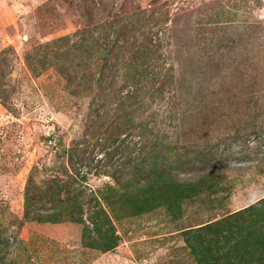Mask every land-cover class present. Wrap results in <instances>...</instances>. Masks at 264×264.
Instances as JSON below:
<instances>
[{"label": "rangeland", "instance_id": "1", "mask_svg": "<svg viewBox=\"0 0 264 264\" xmlns=\"http://www.w3.org/2000/svg\"><path fill=\"white\" fill-rule=\"evenodd\" d=\"M0 56V264H264V0H0Z\"/></svg>", "mask_w": 264, "mask_h": 264}, {"label": "trees", "instance_id": "2", "mask_svg": "<svg viewBox=\"0 0 264 264\" xmlns=\"http://www.w3.org/2000/svg\"><path fill=\"white\" fill-rule=\"evenodd\" d=\"M63 38L65 39V45H67V48L65 49V53L68 54L66 57L67 60L65 63H68V64H72V65L75 64L76 66L84 67L87 64H89L90 59H92V56L94 54V49L102 48L101 44L96 39H92L91 37L87 38L84 35L79 36V38L78 39L76 38L75 40H72V37L70 35H66ZM60 41H61V39L55 41V43L60 42ZM48 44L43 45L42 47L45 48V46H47ZM60 52H61L60 54H63L62 50ZM60 54L54 55L49 64H54V62H56V59L60 58ZM32 57L33 56H31L30 54H26V60L29 64V66L32 69H34V65L32 64L33 63ZM4 59H6L4 56H0V61H3ZM41 62H42V64H46L45 60H43ZM3 99H0V103ZM118 108L119 107H116L115 110H118ZM153 165L156 166V163L153 162ZM150 168H152V167H150ZM248 209H250V208H248ZM248 209H247V211L251 210V209L250 210H248ZM235 214H237L239 216V218L242 215L241 216L242 218H240L241 222L238 226L239 227L238 232L240 234H244L243 235L244 237L242 238V241L240 240L239 245H242L241 242L246 243L245 241L248 238L253 237V240H251V241L249 240V243L252 246H260L261 247L260 250H258V251H259V253H263V255H260L258 257V260L264 259V232L261 230L263 228L262 224L257 225V222L258 223L260 222V221H258L259 219L255 218V217L252 219V217H251V219L253 220L254 223L252 222L251 224L247 225L246 224L247 220H245V218H244V215L246 214V209L239 210ZM250 214H251V216H255V215H260V217L264 216V212L259 210V208H256V207L253 210V212H250ZM217 232H219V234H220L221 230H219ZM250 235H252V236H250ZM106 247H108L107 249H111L113 247V244L112 243L107 244ZM246 251L248 252L249 249ZM255 251L256 250H252V256H248V257L244 258V255H243V258L240 257L241 261L238 260V264L250 263L251 260L254 259L253 254ZM250 254H251V252H250ZM215 264H227V263L216 262Z\"/></svg>", "mask_w": 264, "mask_h": 264}]
</instances>
